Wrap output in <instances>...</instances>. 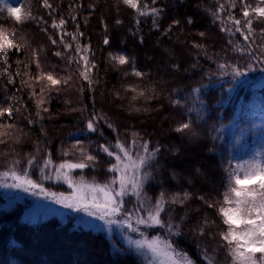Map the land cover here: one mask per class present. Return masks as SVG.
I'll return each mask as SVG.
<instances>
[{
	"label": "trees",
	"instance_id": "obj_1",
	"mask_svg": "<svg viewBox=\"0 0 264 264\" xmlns=\"http://www.w3.org/2000/svg\"><path fill=\"white\" fill-rule=\"evenodd\" d=\"M248 2L256 6L258 0ZM48 4L51 7H45L43 0H21V14L29 19L19 23L7 12L8 4L0 11V31L15 32L19 48L7 49V66L0 61V109L12 111L11 118L7 111L0 116V171L13 161L22 169L30 157L38 155L32 179L65 192L64 186L41 179L46 157L58 163L94 156L90 167L76 169L73 175L105 183L115 160L99 145H114L117 138L125 143L134 138L148 141L150 149H159L155 162L145 169L149 173L145 194L150 202L162 191L169 200L172 194L180 199L189 194L183 203L168 204L164 220L170 216L181 233L171 239L194 264H207L202 253L213 257V264H232L219 235L226 226L218 207L233 155L264 138V87L251 81L264 68L260 62L264 18L254 17L255 32L246 42L240 33L221 31L220 20L211 14L218 7L216 0H138V6L149 11L145 16L121 0H48ZM153 7L159 10L155 16L150 11ZM231 12L244 23L239 6ZM218 15L228 19L227 12ZM60 18L66 20L67 32L79 29L83 34L79 43L90 49L89 59L96 65L90 73L91 87L83 79V61L78 67L74 44L63 57L55 55L64 52L62 32L51 27ZM201 32L205 35L200 36ZM110 53L125 55L129 63L118 65ZM249 53L258 58L252 59ZM220 64L241 67L245 75L233 79L231 69H221ZM133 66L144 73L142 79L125 75ZM48 74L61 83L52 85ZM129 85L151 91L146 92L147 98L133 100L136 93L127 91ZM94 113L105 119L97 121V131L89 132L86 122ZM185 122H191L192 131H176ZM210 202L216 206L209 207ZM24 207L20 201L0 207V264H141L118 237L113 240L122 250L115 252L103 231L74 225L78 212L28 224L23 222ZM205 224L201 235L200 226ZM144 232L163 234L155 228ZM12 239L18 246L10 244Z\"/></svg>",
	"mask_w": 264,
	"mask_h": 264
},
{
	"label": "snow or ice",
	"instance_id": "obj_2",
	"mask_svg": "<svg viewBox=\"0 0 264 264\" xmlns=\"http://www.w3.org/2000/svg\"><path fill=\"white\" fill-rule=\"evenodd\" d=\"M43 2L45 7H51L48 0H43ZM121 2L136 10L141 16L149 15V11L142 10L138 6V0H121ZM153 3H155V0H153ZM216 3L218 7L211 13L213 17L220 20L221 24L224 25L225 21L221 20L218 14L227 12L228 19L232 21L231 27L222 26L221 31L230 34L240 33L244 40L249 42V37L254 35L255 32L254 17L264 18V0H258L256 6H252L248 0H225L224 3L216 0ZM5 6L6 0H0V11ZM238 6L243 12L244 23L241 19L236 18L235 13L231 12L232 8ZM6 10L18 23L29 19L28 15L21 14V9L18 7L7 6ZM150 11L155 16L159 10L153 7ZM72 19L75 20V17H72ZM173 23L178 24L179 21ZM188 23H192L191 19L188 20ZM65 26L66 20L64 18H60L58 22L56 20L52 22L51 27L62 32L60 42L64 45V52L57 51L55 55L63 57L74 44L79 57L77 60L78 67L80 61H83V79L88 81L89 87H91L93 80L90 73L96 65L89 59L90 49L87 45L82 46L79 43L78 37L83 34L79 32L78 28L76 32L69 33L64 30ZM245 28H247V33L244 31ZM261 32L264 34V29ZM199 35L204 36L205 33L201 32ZM66 36H70L71 41L65 40ZM14 41L15 32L0 31V61L5 66L8 63L7 49L16 47V50L19 51ZM53 43H56V41H53ZM104 43L107 45L109 40L106 38ZM229 43H232V41H229ZM251 43H255V41H251L249 47ZM193 46L203 48V45L199 44ZM235 47L236 50H240L239 45ZM261 48H264V35H262ZM249 55L252 56V59L258 58L251 53ZM109 56L118 65L129 63L123 54L110 53ZM260 62L264 64V59H261ZM219 67L221 69L230 68L233 79L245 75V70L236 65L220 64ZM247 69H252L251 63L247 65ZM129 74L141 79L144 77V73L137 70L135 66L132 67L131 73H125V75ZM224 74L227 75L228 72L225 71ZM46 79L52 85L61 83L51 74H48ZM9 82H11V76H9ZM127 91L136 93L132 97L133 100H136L138 97L147 98L146 92L151 91V89L140 88L139 85H129ZM193 91L197 90L193 89ZM41 103H43V99H41ZM135 110L139 111L140 109ZM189 110L192 111V109ZM5 111L11 118L12 111L10 109H0V116H3ZM101 119H105V117L94 113L86 122L87 130L89 132L97 131L99 127L97 121ZM107 126L114 132L116 131L111 122H108ZM185 130L192 131L191 122H185L176 129L180 132ZM133 135L135 137L137 134ZM77 145L83 153V146L79 145V142H77ZM98 147L100 151L115 160V163H111L108 168V172L112 173V176L103 184L97 183L95 180L89 182L83 175L79 179L73 176L74 170H83L90 167L91 162L95 160L94 156L88 155L79 162L65 159L57 166H53L49 156L45 158L43 166L40 167L41 179H51V176L46 173L50 167H54L56 181L67 184L72 191L70 195L48 191L43 183L32 179L31 169L37 166L38 161V155H33L29 158L27 166L22 169L19 162L13 161L4 171H0V187L19 189L34 196H43L64 208L84 213L86 216L102 222V225H100L91 221H84V226L87 228L99 231L102 230L103 226V228L110 231V226L116 225L118 228L127 229V232L138 233L140 237L138 239H134L131 235L125 233L123 240L130 249H133L144 258L146 264H194L188 254L171 239V237L181 234L180 225H173L170 216L167 221L163 218L165 212L168 211L169 203H183L184 200L189 198V194L184 193L183 199H180L179 194H172L169 200L167 193L162 191L154 203H150V198L145 194V182L149 177V173L145 169L155 162L159 149L155 147L150 149L148 141L140 142L135 138L129 143L117 138L114 145L101 144ZM227 177L223 203L218 207V214L222 217L223 225L226 226V230L219 233L222 241L225 242L224 247L227 248L228 255L232 258V264H264V148L259 149L247 158L237 161L235 167L227 172ZM9 180L11 183L8 182ZM129 196H134L137 200L135 211H129L125 208L126 198ZM208 206L215 207L216 205L210 202ZM133 216H135L134 223ZM38 219L35 216L26 215L23 222L36 224ZM205 219L207 220V218ZM141 225L145 229H162L163 234L148 238L145 232L141 231ZM206 227L207 224L200 226L201 235L204 234ZM10 244L18 246L15 239H12ZM258 253L259 256H257ZM202 255L207 264H213V257H209L207 253H202Z\"/></svg>",
	"mask_w": 264,
	"mask_h": 264
},
{
	"label": "rangeland",
	"instance_id": "obj_3",
	"mask_svg": "<svg viewBox=\"0 0 264 264\" xmlns=\"http://www.w3.org/2000/svg\"><path fill=\"white\" fill-rule=\"evenodd\" d=\"M6 1L10 5V7H18L19 8V6H20V0H6ZM222 26L223 27H231L230 20L229 19L225 20V24ZM149 49H150V46H149ZM251 81H253L252 85L257 86L258 88L264 87V70H261V72L256 77H254V79ZM262 148H264V138H259L258 140H255L250 145H248L244 151H241V152L239 151V152L235 153L233 155V161H232V166H231L230 171L232 170L233 167H235V164L237 163V161L241 160L242 158H247V157L253 155L259 149H262ZM60 163L61 162H58V163L52 162L53 166H57ZM46 174L50 175L51 179L43 180V181L51 182L52 184H58V186H64L65 188H67L66 189L67 193H65V194L66 195L71 194L72 190L67 186V184L63 183L62 181H59V182L56 181L55 175H54V167H50ZM156 174L158 175V173H156ZM74 177L76 179H79L80 176L76 175ZM155 179L160 180L159 177L158 178L156 177ZM227 179H228V177H227ZM87 181H89V180H87ZM8 182L11 183L10 180ZM89 182H93V181H89ZM99 183L103 184L101 182H99ZM45 189H47L48 191H51L50 189H48L46 187H45ZM0 193L4 195V196L2 195L4 200L2 202H0V207H3V208L10 207V206L14 205L15 203H17V201H20V202H23L26 204V207H24L23 218L27 215V216H35L39 219H42V218L47 217L51 214H56L57 216L62 218L65 212L68 213L71 211V209L64 208L61 205L56 204L53 201L44 198L43 196H39V195L34 196V195H31L30 193L23 192L19 189L14 190L12 188L0 187ZM24 199H26V200H24ZM126 199H127V203L125 204V208L129 211H135V207L137 206L136 198L134 196H129ZM154 202L155 201L150 202V203H154ZM166 213L167 212H165V214H164V217H163L164 219L166 217L165 216ZM78 216L79 217H76V219L74 220V223H75L74 225L85 227L84 223H83L84 221H91L92 223L102 225L101 221L95 220L92 217H88L84 213H78ZM132 219H133V223H134L135 222V216H133ZM85 228H87V227H85ZM140 228H141V231H143V229H144V231H147V229H145L142 225L140 226ZM110 229L111 230L109 231L108 229L103 228V226H102L101 231H103L105 233L106 237H108V239L110 240L111 250H113L115 252H120L122 250L121 248H119L116 245V243L113 240L114 239L113 237H118L122 241V243L124 244V247L126 249L131 250V252H133L134 254H136L140 258L141 264H146L144 258L142 256L138 255L133 249H130L128 247V245H126L124 243V240H123V236L125 233H127L128 235H131L134 239L140 238L138 233L127 232V229L118 228L116 225L110 226ZM145 235H147V234L145 233ZM152 236H154V235L152 234V235L148 236V238H151ZM48 242H50V240L46 241V243H48ZM40 244H42V243H40Z\"/></svg>",
	"mask_w": 264,
	"mask_h": 264
},
{
	"label": "bare ground",
	"instance_id": "obj_4",
	"mask_svg": "<svg viewBox=\"0 0 264 264\" xmlns=\"http://www.w3.org/2000/svg\"><path fill=\"white\" fill-rule=\"evenodd\" d=\"M62 191H58V193H61Z\"/></svg>",
	"mask_w": 264,
	"mask_h": 264
}]
</instances>
